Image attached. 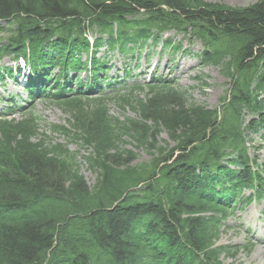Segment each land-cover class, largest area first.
<instances>
[{
  "label": "trees",
  "instance_id": "trees-1",
  "mask_svg": "<svg viewBox=\"0 0 264 264\" xmlns=\"http://www.w3.org/2000/svg\"><path fill=\"white\" fill-rule=\"evenodd\" d=\"M0 23V60L26 59L32 84L47 68L87 70L81 54L90 52L89 28L97 52L107 45L130 54L165 32L198 41L201 63L218 68L227 87L220 109L210 110L157 82L145 98L122 97L135 114L123 121L104 100L86 110L89 99H68L69 88H60L53 103L72 114L73 131L52 130L93 151L85 157L97 174L93 187L77 155L40 133L33 112L0 119V264H221L241 250L217 241L224 222L248 204L246 190L264 198V164L250 151L264 132V0L246 8L205 0H0ZM93 60L97 83L108 67ZM4 74L14 72L0 70V81ZM50 79L45 84L57 82ZM34 88L31 99L41 95ZM164 132L173 147L158 142ZM128 142L151 161L137 164Z\"/></svg>",
  "mask_w": 264,
  "mask_h": 264
},
{
  "label": "rangeland",
  "instance_id": "rangeland-1",
  "mask_svg": "<svg viewBox=\"0 0 264 264\" xmlns=\"http://www.w3.org/2000/svg\"><path fill=\"white\" fill-rule=\"evenodd\" d=\"M210 3L224 4L233 8H246L255 4L258 0H205ZM94 35V33H93ZM172 37L176 44H180L179 53L162 50V44L159 45L152 53L148 51L142 54H136L135 60L131 61L130 56H122L117 52L106 54L110 64L115 66L111 72V76L122 77L126 69H131L133 78L130 83H136V86H142L146 89L154 75H158L161 79L167 80L174 85L176 89L185 91L191 103L202 105L208 109H215L220 104V99L224 96L226 87V80L218 68L214 66H205L200 63L198 55L203 51L202 44L198 41H190L182 36H175L174 33L167 34L164 39ZM183 50L187 52L183 53ZM102 50V55L105 53ZM14 65L11 58H5L0 62L2 67H12ZM27 72V71H26ZM153 73V75H152ZM81 79L84 81L86 75ZM21 82L5 81L4 85H0V115L6 113L8 100L14 97L16 102L22 106L27 105V95L24 89V78L19 79ZM18 80V81H19ZM132 87V86H131ZM129 90L122 89L119 95L128 94ZM147 92H137V95L144 96ZM113 97L109 101L108 108L111 115L124 120L125 118H133L134 113L128 107L122 108L121 98H116L115 94H108ZM90 99L98 98V94L89 97ZM29 110H33L36 117L40 120L41 133L46 135L51 143H62L69 147V149L77 154V161L80 165L81 174L85 177L87 184L93 187L97 181V175L90 171L85 157H87L91 150L81 147L75 141L62 134H54L51 130L52 125H59L72 128L73 117L65 111L62 107L51 104L48 99H37ZM23 115L19 112L13 115V118L21 119ZM255 147H257L256 157L260 158V162L264 161V138L256 137L254 139ZM168 137L166 134L160 136V143L166 147ZM127 149H134L130 143H127ZM252 156L255 155L251 149ZM137 164H146L151 161L152 156L149 151L137 150ZM248 191L246 195H249ZM248 240L253 243L261 240L252 252L246 250L242 251L236 257H229L223 259V264H264V200L263 202L254 201L246 209L238 213L235 217L228 220L226 227L220 236L218 245H248Z\"/></svg>",
  "mask_w": 264,
  "mask_h": 264
}]
</instances>
